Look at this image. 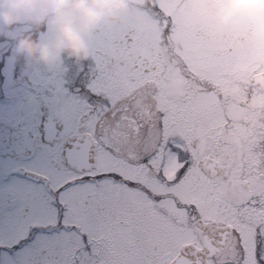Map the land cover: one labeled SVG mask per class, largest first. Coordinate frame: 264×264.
Here are the masks:
<instances>
[{"label":"snow or ice","instance_id":"6c2138e0","mask_svg":"<svg viewBox=\"0 0 264 264\" xmlns=\"http://www.w3.org/2000/svg\"><path fill=\"white\" fill-rule=\"evenodd\" d=\"M190 2L144 4L142 25L101 32L67 76L5 77L16 118L45 130L33 147L41 183L20 193L17 215L54 213L55 228L31 224L0 258L44 241L22 264H53L74 232L85 264H264V120L251 118L264 88L241 79L242 56L208 50ZM66 197L102 245L69 222Z\"/></svg>","mask_w":264,"mask_h":264},{"label":"flooded vegetation","instance_id":"af4514ba","mask_svg":"<svg viewBox=\"0 0 264 264\" xmlns=\"http://www.w3.org/2000/svg\"><path fill=\"white\" fill-rule=\"evenodd\" d=\"M133 2L135 0H124L123 11L118 14L126 17L133 16L129 10ZM215 2L216 0H191L186 5L193 14L195 13V16L189 17L191 21L188 22L198 27L208 50L212 54H218L226 50L234 52L241 45L248 46L247 44L252 40V31H254L250 26H255V24L248 20H241V23L228 25L222 29L218 28L211 19ZM141 3L150 4L151 0H141ZM126 17L117 15L115 21H102L93 31L89 43L96 45L101 32L115 34L131 23L137 25L144 23V18ZM255 63L257 62L251 64ZM238 65L237 69L242 75L243 73L248 74L247 65H242V67ZM254 73L256 70H253ZM13 91L15 92V88ZM0 95L7 96V89L3 90ZM13 118L12 125L3 120L0 123V254L4 252L5 248L22 239L31 224H42L43 221L37 217L29 218L17 215L20 193L41 183L34 174L35 156L33 154V147L41 140L39 117L28 116L22 122L16 118L15 114ZM69 200L68 220L70 219L71 223L76 224L79 232L90 233L89 240H96L99 245H102L103 240L100 238L104 234L95 231L87 222L78 220L72 211L73 201L70 197ZM10 213L12 214L11 218L8 216ZM49 216L53 217L55 214L51 213ZM52 228L55 226L49 225V230ZM67 235L69 236L68 240L60 243L50 256V260L53 264H74V262L75 264H85L84 246L79 235L74 232ZM44 243V241L41 243L38 241L33 249L27 250L22 256L13 257L11 260L2 257L0 264H12V261L22 264L24 258L32 255L36 249L44 246ZM101 251H103L102 247Z\"/></svg>","mask_w":264,"mask_h":264},{"label":"clouds","instance_id":"9594fccd","mask_svg":"<svg viewBox=\"0 0 264 264\" xmlns=\"http://www.w3.org/2000/svg\"><path fill=\"white\" fill-rule=\"evenodd\" d=\"M123 8L124 0H0V36L14 64L52 69L64 59L86 60L97 25ZM211 19L221 29L248 20L264 36V0H216ZM40 24L44 38L32 40Z\"/></svg>","mask_w":264,"mask_h":264},{"label":"rangeland","instance_id":"374dc122","mask_svg":"<svg viewBox=\"0 0 264 264\" xmlns=\"http://www.w3.org/2000/svg\"><path fill=\"white\" fill-rule=\"evenodd\" d=\"M185 13H186V19L187 21H191L189 19V17L191 18L192 15L195 16V13H192V10L189 9L188 7L185 6L184 9ZM211 11V10H210ZM141 13V12H140ZM142 14V13H141ZM119 17H126L123 15H119L117 14ZM143 15V14H142ZM127 17H133V18H142L140 15L138 14H134L133 16H127ZM126 17V18H127ZM144 17V15H143ZM241 23V22H240ZM198 28V27H197ZM245 31V28H244ZM255 34L254 37L256 39V41L259 43V49H254V48H247V49H243L242 53L237 54V56H242L245 60H246V64H239L238 66L242 67V65L246 66L247 65V71L248 74H246L245 76H248L249 74L252 75L253 69L257 70L258 72L264 70V36H260L257 33V28L255 30ZM90 44V43H89ZM254 49V52H252L251 50ZM251 61L257 62L258 64H251ZM249 69H251V73H249ZM63 77V76H62ZM264 101V100H263ZM254 102L257 104L258 103V96L254 97ZM260 103V102H259ZM264 103V102H263ZM262 104V103H261ZM11 104H6V103H2L0 104V114H4V115H9L11 112V108H10ZM262 110H264V104H262ZM254 114H257L255 112H253ZM264 117V115H261ZM66 205L70 206V201H69V197L66 199ZM71 220L69 219V222ZM62 238H64V240H68L67 238L69 237L67 234L61 236ZM62 238H60V241L62 242ZM42 241H40L41 243Z\"/></svg>","mask_w":264,"mask_h":264}]
</instances>
